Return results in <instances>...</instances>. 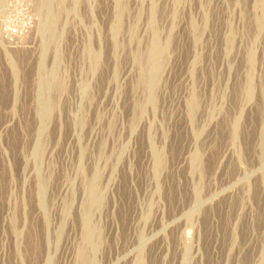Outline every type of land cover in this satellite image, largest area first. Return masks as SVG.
Listing matches in <instances>:
<instances>
[{
  "label": "rangeland",
  "instance_id": "1",
  "mask_svg": "<svg viewBox=\"0 0 264 264\" xmlns=\"http://www.w3.org/2000/svg\"><path fill=\"white\" fill-rule=\"evenodd\" d=\"M0 76V264H264V0H0Z\"/></svg>",
  "mask_w": 264,
  "mask_h": 264
},
{
  "label": "bare ground",
  "instance_id": "2",
  "mask_svg": "<svg viewBox=\"0 0 264 264\" xmlns=\"http://www.w3.org/2000/svg\"><path fill=\"white\" fill-rule=\"evenodd\" d=\"M157 51V50H156ZM17 54V53H16ZM3 71V70H2ZM1 77V76H0ZM30 120V119H29ZM29 122V121H28ZM222 126V125H221ZM30 131V130H29ZM178 135V134H177ZM12 136V135H11ZM19 139V138H18ZM12 140V139H11ZM248 146V145H247ZM250 147V146H249ZM174 149V148H173ZM175 151V150H174ZM180 152V151H179ZM3 167V166H2ZM4 174V173H3ZM3 184V183H2ZM33 232V231H32ZM36 235V234H35Z\"/></svg>",
  "mask_w": 264,
  "mask_h": 264
}]
</instances>
